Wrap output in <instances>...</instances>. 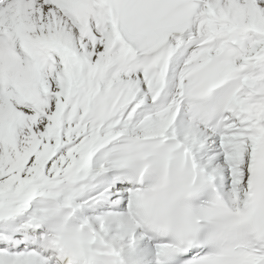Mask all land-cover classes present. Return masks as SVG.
Wrapping results in <instances>:
<instances>
[{"label":"snow or ice","instance_id":"1","mask_svg":"<svg viewBox=\"0 0 264 264\" xmlns=\"http://www.w3.org/2000/svg\"><path fill=\"white\" fill-rule=\"evenodd\" d=\"M0 264H264V0H0Z\"/></svg>","mask_w":264,"mask_h":264}]
</instances>
